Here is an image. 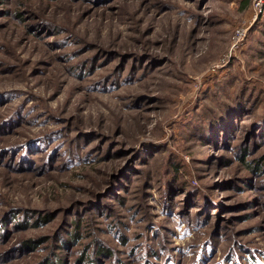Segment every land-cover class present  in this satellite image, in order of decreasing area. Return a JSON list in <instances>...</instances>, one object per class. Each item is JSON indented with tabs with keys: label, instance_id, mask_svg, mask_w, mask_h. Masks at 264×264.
Wrapping results in <instances>:
<instances>
[{
	"label": "rangeland",
	"instance_id": "374dc122",
	"mask_svg": "<svg viewBox=\"0 0 264 264\" xmlns=\"http://www.w3.org/2000/svg\"><path fill=\"white\" fill-rule=\"evenodd\" d=\"M0 264H264V0H0Z\"/></svg>",
	"mask_w": 264,
	"mask_h": 264
}]
</instances>
